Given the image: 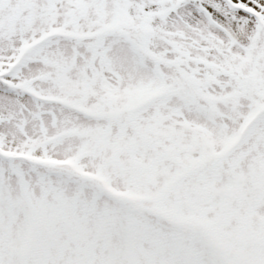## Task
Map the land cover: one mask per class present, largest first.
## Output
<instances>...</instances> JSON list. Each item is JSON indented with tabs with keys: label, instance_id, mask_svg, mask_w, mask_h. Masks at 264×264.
<instances>
[{
	"label": "snow or ice",
	"instance_id": "snow-or-ice-1",
	"mask_svg": "<svg viewBox=\"0 0 264 264\" xmlns=\"http://www.w3.org/2000/svg\"><path fill=\"white\" fill-rule=\"evenodd\" d=\"M0 264H264V0H0Z\"/></svg>",
	"mask_w": 264,
	"mask_h": 264
}]
</instances>
